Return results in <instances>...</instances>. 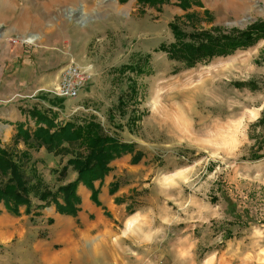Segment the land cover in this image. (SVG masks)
I'll return each instance as SVG.
<instances>
[{"label": "rangeland", "instance_id": "obj_1", "mask_svg": "<svg viewBox=\"0 0 264 264\" xmlns=\"http://www.w3.org/2000/svg\"><path fill=\"white\" fill-rule=\"evenodd\" d=\"M201 3L189 10L198 17L193 27L244 29L264 20V0ZM184 14L173 2L156 12L135 0H0V147L23 149L12 145L9 125L19 109H48L39 99L45 97L62 100L51 108L58 121L92 116L142 156L131 164L135 157L127 154L129 163L109 166L107 196H116L109 207L91 204L80 185L79 208L81 198L93 206L85 214L59 215L52 206L37 216L1 211L0 264H264V156L247 160L254 138L264 141V126L250 128L264 119V39L185 69L152 51L171 42L167 24ZM31 35L38 39L28 43ZM144 54L148 73L116 77L114 69ZM67 65L76 73H64ZM71 74L89 79L75 98L58 97L62 76ZM126 77L134 78L140 117L134 131H113L107 110ZM29 154L23 170L45 188L74 178L68 169L56 179L67 157ZM226 230L233 238L225 239Z\"/></svg>", "mask_w": 264, "mask_h": 264}, {"label": "trees", "instance_id": "obj_2", "mask_svg": "<svg viewBox=\"0 0 264 264\" xmlns=\"http://www.w3.org/2000/svg\"><path fill=\"white\" fill-rule=\"evenodd\" d=\"M126 0H118L123 3ZM138 8H150L159 12L164 5L173 2L174 5L185 12L183 21L179 17H173L167 24L171 35V42L159 43L152 51L164 54L167 60L190 69L200 63L209 62L217 57H226L236 51L245 50L264 39V20L256 21L244 29L223 28L212 26L206 29L193 27L198 20L197 14L189 12L193 7L202 8L201 0H135ZM205 20L211 21L209 11H203ZM149 54L137 55L133 61L120 65L113 72L116 77L125 74L138 77L150 70ZM259 63L264 64V54L259 58ZM132 78L126 77L125 90L120 93L115 105L107 110V121L112 123L113 131H122L126 128L132 132L136 129V122L140 114L136 113L135 97L136 86ZM254 82H236V88H244L253 85ZM40 101L48 103V109H19L21 115H25L32 128L27 122L13 123L14 134L12 145L20 144L22 150L12 153L6 148L0 147V212L4 211L12 216H19L22 209L25 215L37 216V212L43 208L52 206L55 214L74 217L79 211L80 200L76 193L78 186H84L89 190V200L94 205L97 189L93 183L100 182L110 171L111 161L123 155L133 154L131 164L137 163L141 153L135 150V144L119 141L115 135L108 134L102 125L94 117L88 116L80 119L57 120V114L51 108H61L62 100H49L40 97ZM114 113L124 119L122 123H114ZM127 115L126 118L124 116ZM264 126V119L258 120L250 128ZM247 160L256 161L264 154V141L254 138ZM43 149L45 153L54 157H67L64 164L55 170L56 179L62 180L69 169L74 178L58 185L54 190L42 186L35 172L25 173L23 168L30 160L29 151L37 152ZM115 187L111 186L110 194ZM37 200L38 204L31 205L30 198ZM225 239L233 238L230 230L224 232Z\"/></svg>", "mask_w": 264, "mask_h": 264}, {"label": "crops", "instance_id": "obj_3", "mask_svg": "<svg viewBox=\"0 0 264 264\" xmlns=\"http://www.w3.org/2000/svg\"><path fill=\"white\" fill-rule=\"evenodd\" d=\"M30 102H38V103H40V104H42V105H44V103H42V102H39L38 100H36V99H32ZM25 103H29V101L28 102H25ZM18 105H20L21 107H25V105H24V103H20V104H18ZM47 107H48V105H47ZM16 109H17V107H16ZM13 123H16V122H27V125H28V127H30L31 125H32V122H30L29 120H28V118H26L25 117V115H20V113H19V111L17 110L16 111V114H14V116H13V121H12ZM12 123V124H13ZM12 124H10L9 126L10 127H12L13 128V126H12ZM32 128V127H31ZM14 134V131L12 132V135ZM12 137V136H11ZM128 159V160H127ZM129 160H130V156H126V155H124V156H121L120 158H118V159H115V160H113V161H111L110 162V164H109V166L110 167H112V166H114V167H116L117 169H120L119 167L120 166H124L127 162L129 163ZM108 174H110V172L108 173ZM107 174V175H108ZM105 178L107 179V176H105L103 179H102V182H101V184L99 185V183H98V181H96V182H94L93 183V186L96 188V187H98L99 188V191H98V194H97V198H96V200H97V202L98 203H101L102 205H104V206H107V207H109V206H111V203H113V198L114 197H116V196H113V198L111 197V198H109V196H107V188H108V181L110 180V178L106 181L105 180ZM99 185V186H98ZM88 201L90 202V200H89V195H88ZM89 202H87V200H86V206H84V203L85 202H83V199L81 198V209L79 208V211L77 212V214L79 213V212H84V211H88L89 209H90V207H93V206H91L90 205V203ZM92 204V203H91ZM94 205V204H93ZM95 206V205H94ZM88 209V210H87ZM89 212V211H88ZM84 214H85V212H84Z\"/></svg>", "mask_w": 264, "mask_h": 264}, {"label": "built area", "instance_id": "obj_4", "mask_svg": "<svg viewBox=\"0 0 264 264\" xmlns=\"http://www.w3.org/2000/svg\"><path fill=\"white\" fill-rule=\"evenodd\" d=\"M66 69L64 70V73L66 74H70L71 72L73 74H75V70L71 69L70 66H65ZM62 82L60 85L57 86L56 91L57 92V96L61 97V98H66V99H73L77 96L78 92L80 91V89L83 87V85L85 84V82L87 81V79H89L87 77V79H83V78H78V80H76L75 78H73V75H68V76H62ZM67 86L64 90L62 87Z\"/></svg>", "mask_w": 264, "mask_h": 264}, {"label": "bare ground", "instance_id": "obj_5", "mask_svg": "<svg viewBox=\"0 0 264 264\" xmlns=\"http://www.w3.org/2000/svg\"><path fill=\"white\" fill-rule=\"evenodd\" d=\"M38 39V37L37 36H28L27 38H26V41L28 42V43H33L35 40H37ZM1 229H2V227H1ZM0 234H2V233H0ZM67 243V242H66ZM66 243H64V244H66Z\"/></svg>", "mask_w": 264, "mask_h": 264}]
</instances>
